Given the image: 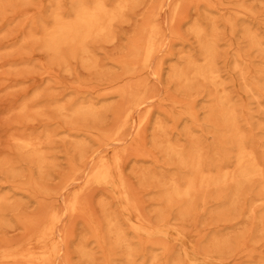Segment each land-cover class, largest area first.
<instances>
[{
    "label": "rangeland",
    "instance_id": "obj_1",
    "mask_svg": "<svg viewBox=\"0 0 264 264\" xmlns=\"http://www.w3.org/2000/svg\"><path fill=\"white\" fill-rule=\"evenodd\" d=\"M72 1L15 0L11 6L10 0H0V43L12 45L0 52V153L14 162V171L0 169V264H25L24 257L17 254L29 250L30 236L50 212L60 216L55 264H84L80 248L93 255L95 264H105V254L110 250L116 254L111 264H162L160 244L167 240L157 235L149 239L137 235L131 224L138 222L133 213L124 215L119 196L104 185L85 183L95 161L105 157L110 163L115 153L121 154L123 178L149 231L167 224L181 229L208 264H264V223L253 219L254 215L264 218V207L250 204L255 184L245 185L238 196L229 186L223 192L210 189L200 193L189 205L176 198L168 204L167 188L151 178L178 176L182 181L189 175L156 144L157 124L163 125L166 141L184 148L202 147L205 157H210L219 142L208 113L206 85L185 90L170 79L171 65L180 62V52L195 57L200 54L191 32L195 22L215 21L216 61L230 103L236 107L243 133L259 153L264 152V0H190L184 23L159 57L163 60L160 77L152 68L146 76L128 82L135 85L151 81L154 96L132 124L140 116H148L141 135L133 136L131 128L121 139L112 141L122 99L110 86L123 75L140 28L159 0H137L115 25V41L89 42L86 55L64 50L58 59L44 54L26 37L34 22L50 21L48 15L55 8L67 11ZM172 2H165L164 25ZM247 32L255 38H248ZM34 93L44 94L47 107L33 120V114H22L20 107ZM37 99L39 105L42 99ZM62 105L87 112L60 113L56 108ZM94 109L96 113L88 112ZM25 130L40 135L47 131L44 167L21 160L13 150L10 136ZM77 193L80 207L70 213L67 202ZM109 216L119 220L134 254L132 261H126L124 252L113 244L108 233ZM126 217L131 223L125 221ZM94 226L98 232L94 233ZM168 244L174 260L168 264H185L181 259L183 246Z\"/></svg>",
    "mask_w": 264,
    "mask_h": 264
},
{
    "label": "bare ground",
    "instance_id": "obj_2",
    "mask_svg": "<svg viewBox=\"0 0 264 264\" xmlns=\"http://www.w3.org/2000/svg\"><path fill=\"white\" fill-rule=\"evenodd\" d=\"M136 1L73 0L67 11L60 7L55 8L48 15L50 21L41 24L34 22L33 29L30 30L26 39L36 43L39 50L54 58H62L64 50L79 51L86 55L89 42L115 41V25L125 18L127 11L136 5ZM165 2L166 0H159L147 23L141 26L138 39L134 42L128 55L129 63L123 66V75L116 79L117 81L114 79L112 81L113 86H110L113 87L116 95L122 99V106L117 109L118 124L110 139L111 141L121 139L131 128L134 133L133 136H140L148 120V116H140V119L132 125L138 113L149 107L154 96L151 93V81L146 79L144 82L135 85L128 82L146 76L152 68L157 77H160L163 71V60H159V57L162 55L169 38L178 34L180 26L185 21L186 6L191 1L173 0L166 25H164ZM14 3L15 0H10L11 6ZM1 9L2 6L0 5V11ZM217 31L215 21H211L209 24L195 22L191 26V32L199 45L200 54L195 57L180 52V62L171 65L170 79L185 90H191L200 84L206 85L208 88L206 96L210 103L208 113L214 122L213 127L219 136V142L211 152L210 157H205L206 152L202 147L192 145L189 148H184L166 141L163 125L157 124L158 141L156 144L170 161L175 162L180 170L189 172V175L182 177V181L178 176L165 178L160 175H152L151 178L167 188L165 194L168 197V204L171 198H176L185 200L189 205L200 193L210 189H219L223 192L229 186H231L230 192L234 196H238L244 191L245 185L251 187L252 184H255L256 186L252 190L254 194L250 196V204L251 206L257 204L264 207V152L259 153L251 140L243 133L236 107L230 103V95L216 61ZM246 35L251 40L255 38L250 32H247ZM7 46L12 45L0 43V52L7 49ZM112 82L110 81V83ZM122 82L125 83L116 86ZM37 97L39 100L42 99L39 105L36 102ZM46 107L47 100L44 94L34 93L24 101L20 111L25 115L30 113L31 116L33 114L34 120L36 114L45 113ZM56 110L60 113L69 112L72 115H82L87 112L77 106L63 105L58 106ZM88 112L96 113L97 111L94 109ZM26 131L10 136L13 150L22 157L21 160L25 159L33 165L44 167L48 140L47 131L43 132L42 135L35 134L30 130L29 132ZM95 162L93 169L86 176V185L101 184L115 192L124 205L122 206L124 215L134 214L138 224H131V227L137 235L147 239L157 235L167 240V243L160 244L164 258L162 264L174 261L171 256L173 251L168 244L174 242L183 246L184 251L181 259L185 264L209 263L208 259L198 256L195 252V246L188 241L181 229L168 224L155 227L152 231L144 227L140 212L122 175L121 154L115 153L110 163L105 157L98 158ZM13 163L11 159L3 157L0 153V169L7 167L14 171ZM15 163H17L16 159ZM44 201L43 198L42 204ZM79 205L80 200L77 193L67 202V210L70 213H75L78 211ZM43 218L41 227L32 233L28 240L29 250L17 254L24 257L25 264H55V256L58 253L60 243L56 236L60 216L58 212H50ZM253 219L264 223V218L261 216L254 215ZM125 221L131 223V218L127 219L126 217ZM107 226L113 244L124 252L126 261H132L134 254L120 228L119 220L109 216ZM93 230L94 233L98 232L96 226L93 227ZM103 244L101 239L100 246L103 247ZM79 255L84 264H95L93 255L85 249L80 248ZM3 256L8 257L7 254ZM145 256L146 254H144ZM115 258L114 252L107 251L105 264H111Z\"/></svg>",
    "mask_w": 264,
    "mask_h": 264
}]
</instances>
